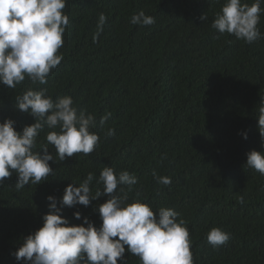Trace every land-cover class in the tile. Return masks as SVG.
<instances>
[{
  "label": "trees",
  "instance_id": "obj_1",
  "mask_svg": "<svg viewBox=\"0 0 264 264\" xmlns=\"http://www.w3.org/2000/svg\"><path fill=\"white\" fill-rule=\"evenodd\" d=\"M224 3L68 0L69 26L57 53L63 55L61 63L44 85L27 78L15 89L0 84V122L14 120L17 131L31 125L34 118L16 109V97L28 88L46 89L54 102L70 96L78 111L95 116L91 131L99 135V147L88 156L77 153L60 161L46 141L52 129L45 126L39 133L36 150L47 145L55 172L21 190L15 188V172L0 185V264H23L12 253L43 226L49 195L62 199L69 184L79 186L88 173L98 180L105 166L137 177L129 203L139 199L153 211L166 207L181 214L194 264H264V175L246 166L248 152H264L257 120L264 101V38L245 43L213 29ZM141 10L154 17L153 25L130 23ZM101 13L107 22L93 42ZM257 27L264 34V13ZM106 113L111 117L101 126ZM108 129L114 134L107 136ZM153 171L171 177L172 183L159 184ZM91 187L95 192L103 186L94 180ZM108 198L101 196L87 207L65 206L62 214L70 225L86 217L99 227L94 209ZM212 228L230 233L226 245L213 249L208 243ZM125 258L140 264L127 251Z\"/></svg>",
  "mask_w": 264,
  "mask_h": 264
},
{
  "label": "clouds",
  "instance_id": "obj_2",
  "mask_svg": "<svg viewBox=\"0 0 264 264\" xmlns=\"http://www.w3.org/2000/svg\"><path fill=\"white\" fill-rule=\"evenodd\" d=\"M67 2L0 0V84L15 89L26 78L34 84L47 83L50 73L63 59V55L57 53L64 45L63 35L69 26V17L64 12ZM262 3L264 0H254L251 5L242 0H225L211 26L245 43L256 42L264 38L257 27L260 14L264 13ZM106 22V15L101 13L93 42L98 40ZM130 23L151 26L155 19L141 10L132 16ZM16 101V109L32 116L34 122L24 126L22 131L16 130V122L10 118L0 122V185L13 172L18 177L17 190L29 184L38 185L54 175L49 162L56 161L47 145L36 150L37 137L45 126L52 129L46 141L54 146L60 161L77 153L88 156L99 147L100 137L91 131L95 127V116L78 111L72 97L64 96L54 102L46 89L28 88ZM110 117L111 113L102 116L101 126ZM257 120L258 132L264 140V101ZM113 134L114 130L108 129L106 135ZM241 135L247 139L246 132ZM246 155V166L264 175V152L251 150ZM152 175L159 184L172 183L169 176H158L155 171ZM94 180L103 186L102 190L97 188L93 192ZM137 183V177L127 170L117 173L114 168L105 166L98 180L93 173H88L79 186L69 184L62 199L49 195V210L42 217L43 226L23 238L12 255L23 264H118V260L128 264L127 251L138 257L140 264H194L190 233L186 222L178 220L179 212L166 207L153 211L139 199L128 202V193ZM104 195L109 198L94 209L102 221L99 227L86 217L82 224L70 225L62 214L65 206L87 207ZM244 202L243 197H239V203ZM73 215L76 220L81 219L79 211ZM229 240L230 233L220 228H212L207 234L213 249L226 245Z\"/></svg>",
  "mask_w": 264,
  "mask_h": 264
}]
</instances>
